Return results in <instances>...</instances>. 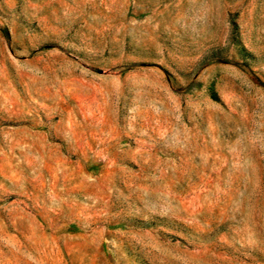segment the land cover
Masks as SVG:
<instances>
[{
  "label": "rangeland",
  "instance_id": "1",
  "mask_svg": "<svg viewBox=\"0 0 264 264\" xmlns=\"http://www.w3.org/2000/svg\"><path fill=\"white\" fill-rule=\"evenodd\" d=\"M0 264H264V0H0Z\"/></svg>",
  "mask_w": 264,
  "mask_h": 264
}]
</instances>
